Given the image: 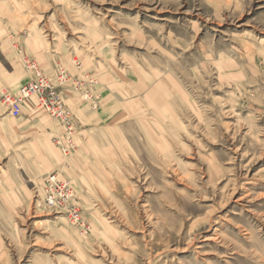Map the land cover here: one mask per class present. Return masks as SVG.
I'll list each match as a JSON object with an SVG mask.
<instances>
[{
	"label": "rangeland",
	"instance_id": "obj_1",
	"mask_svg": "<svg viewBox=\"0 0 264 264\" xmlns=\"http://www.w3.org/2000/svg\"><path fill=\"white\" fill-rule=\"evenodd\" d=\"M25 60L68 156L36 97L3 104ZM0 264H264V0H0Z\"/></svg>",
	"mask_w": 264,
	"mask_h": 264
},
{
	"label": "built area",
	"instance_id": "obj_2",
	"mask_svg": "<svg viewBox=\"0 0 264 264\" xmlns=\"http://www.w3.org/2000/svg\"><path fill=\"white\" fill-rule=\"evenodd\" d=\"M24 67L32 75L31 81L21 85L15 94H4L3 104L12 118L19 119L22 115L23 103L31 97H36L39 107L64 128L63 137L56 139V145L64 156H68L74 147L71 139L74 128L73 114L66 107L57 87L43 75L35 62L25 60ZM58 81L59 86H65L69 82V77L63 70L60 71ZM82 97L85 101L92 100L93 107H96V98L91 99L87 93H82ZM73 199L74 191L67 182L55 174L44 176L43 201L48 208L73 212L74 210L71 208Z\"/></svg>",
	"mask_w": 264,
	"mask_h": 264
},
{
	"label": "crops",
	"instance_id": "obj_3",
	"mask_svg": "<svg viewBox=\"0 0 264 264\" xmlns=\"http://www.w3.org/2000/svg\"><path fill=\"white\" fill-rule=\"evenodd\" d=\"M67 92H69L68 90H63V94H64V96L66 97V98H69L68 96H70L69 95V93H67ZM22 109H23V106H22Z\"/></svg>",
	"mask_w": 264,
	"mask_h": 264
},
{
	"label": "bare ground",
	"instance_id": "obj_4",
	"mask_svg": "<svg viewBox=\"0 0 264 264\" xmlns=\"http://www.w3.org/2000/svg\"><path fill=\"white\" fill-rule=\"evenodd\" d=\"M17 91H18V89H17ZM17 91H16V93H17ZM11 94H15V93H11ZM85 101V100H84ZM96 102V105H97V101H95Z\"/></svg>",
	"mask_w": 264,
	"mask_h": 264
}]
</instances>
